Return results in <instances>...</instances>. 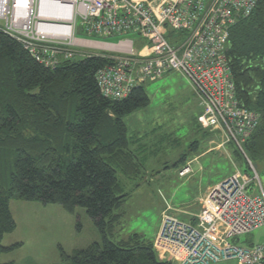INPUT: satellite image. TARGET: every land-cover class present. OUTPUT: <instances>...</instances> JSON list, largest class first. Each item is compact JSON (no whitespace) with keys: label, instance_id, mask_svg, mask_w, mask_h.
Returning a JSON list of instances; mask_svg holds the SVG:
<instances>
[{"label":"built area","instance_id":"2783aa9c","mask_svg":"<svg viewBox=\"0 0 264 264\" xmlns=\"http://www.w3.org/2000/svg\"><path fill=\"white\" fill-rule=\"evenodd\" d=\"M259 1L0 0V37L15 39L48 68L97 55L83 48L108 52L103 57L110 64L96 80L101 94L114 101L129 98L147 82L178 73L199 98L203 129L221 135L246 157L244 145L261 118L239 100L227 51L232 28L250 17ZM113 39L118 41L109 42ZM246 160L250 174L237 170L211 189L196 225L163 213L154 240L163 261L264 264V244L243 246L238 240L264 228V186ZM191 173L188 166L181 176Z\"/></svg>","mask_w":264,"mask_h":264},{"label":"trees","instance_id":"16d2710c","mask_svg":"<svg viewBox=\"0 0 264 264\" xmlns=\"http://www.w3.org/2000/svg\"><path fill=\"white\" fill-rule=\"evenodd\" d=\"M103 56L109 54L48 68L15 39L0 37V256L7 251L4 236L16 229L10 204L24 200L70 214L86 211L102 242L75 251L68 257L73 264H172L160 258L154 240L139 234L112 241L123 216L117 212L130 196L119 174L135 180L146 170L147 146L131 142L124 118L151 100L143 86L122 101L105 98L96 80L110 64ZM227 57L239 100L261 118L244 153L253 165L264 163V0L232 28ZM230 146L250 174L246 157ZM198 147L193 143L189 152ZM188 223L196 225L197 218Z\"/></svg>","mask_w":264,"mask_h":264},{"label":"rangeland","instance_id":"374dc122","mask_svg":"<svg viewBox=\"0 0 264 264\" xmlns=\"http://www.w3.org/2000/svg\"><path fill=\"white\" fill-rule=\"evenodd\" d=\"M88 48H83L85 53H100ZM143 87L151 100L149 107L125 117L124 123L131 142L147 146L146 158L141 160L146 170L135 180L119 174L130 196L117 212L123 216L112 239L115 243L134 234L154 240L165 211L190 222L203 209V201L196 198L198 194L237 170L248 171L246 162L235 156L221 135L206 131L199 124L200 101L185 77L171 73ZM195 142L199 143L198 150L190 153ZM136 148L132 146L133 150ZM184 154L183 163L174 166ZM188 166L192 173L182 177ZM254 166L264 186V163ZM10 209L16 229L4 236L2 246L7 251L0 256L2 264H73L68 257L75 251L102 242L101 234L83 209L70 214L59 205L24 200H13ZM238 240L243 246L262 245L264 228ZM212 264L239 263L231 260Z\"/></svg>","mask_w":264,"mask_h":264},{"label":"crops","instance_id":"0c3cea01","mask_svg":"<svg viewBox=\"0 0 264 264\" xmlns=\"http://www.w3.org/2000/svg\"><path fill=\"white\" fill-rule=\"evenodd\" d=\"M216 185V184H215ZM215 185L214 186H210L207 190H206V192H204V193H202V194H198L197 196H196V198H198V200L199 201H203L204 200V198L207 196V194H208V192L211 190V189H213L214 187H215ZM202 204V203H201ZM201 211V210H200ZM166 212V211H165ZM164 213V212H163ZM195 217H197V216H195ZM157 236V235H156ZM156 238V237H155ZM155 240V239H154Z\"/></svg>","mask_w":264,"mask_h":264}]
</instances>
